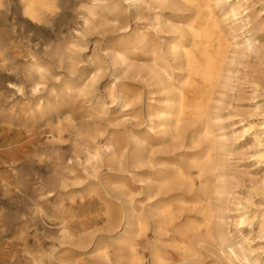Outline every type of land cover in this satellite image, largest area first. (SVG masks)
Listing matches in <instances>:
<instances>
[{
	"label": "bare ground",
	"instance_id": "1",
	"mask_svg": "<svg viewBox=\"0 0 264 264\" xmlns=\"http://www.w3.org/2000/svg\"><path fill=\"white\" fill-rule=\"evenodd\" d=\"M66 8L64 0H0V128L28 133L0 149L9 155L5 163L15 174L27 162L37 165L33 191L40 209L34 219L45 230L46 223L55 225L60 247L71 246L42 254L35 264H264L242 232L258 218L264 238V211L251 218L246 203L252 201L251 192L264 195V177L245 202L233 195L230 135L211 105L217 92L235 84L233 66L240 55L258 51L256 38L245 33L242 46L229 24L234 18L244 27L249 19L238 7L225 8L223 0H154L150 26L158 38L162 33L169 36L161 43L142 32L116 54L119 67L145 74L165 93L162 106L148 104L147 109L149 129H159L160 141L167 136L182 142L194 127L191 141L203 153L185 169L157 157L133 129H118L128 121L112 114L117 107L136 117L139 97L126 81L110 84L103 96L97 88L99 74H86L79 67L76 45L56 48L44 38L36 47L21 49L14 38L15 24L52 29ZM80 9L82 24L90 28L103 13H118L120 6L83 0ZM167 9L180 11L177 17L184 20L169 18ZM137 46H146L144 66L128 63L126 52ZM36 129L49 135L41 152L31 155ZM242 129L238 138L251 137L258 149L257 167H263L264 122L247 121ZM130 180L145 196L140 208ZM92 204L100 205L98 212L89 210ZM230 211L237 214L239 234L226 229ZM99 221L105 223L107 241L100 239L101 229L91 230ZM69 250L77 253L71 260L66 258Z\"/></svg>",
	"mask_w": 264,
	"mask_h": 264
},
{
	"label": "rangeland",
	"instance_id": "2",
	"mask_svg": "<svg viewBox=\"0 0 264 264\" xmlns=\"http://www.w3.org/2000/svg\"><path fill=\"white\" fill-rule=\"evenodd\" d=\"M64 1L68 8L64 9L52 29L38 30L33 25L15 24L14 38L21 49L30 44L36 47L37 43L44 38H50L53 47L56 48L76 45L79 67L85 69L86 74L89 72L99 74L97 88L101 95L106 94V89L110 84L126 81L132 93L139 97L134 106L136 117L130 114L124 115L118 107L117 111L112 113L128 121L126 125L119 127L116 125L118 129H125V127L133 129L140 137L146 138L149 149L156 151L157 157L185 169L190 168L191 160L203 153L201 147L191 141L194 127L188 130L182 142L174 143L167 136L160 141L157 133L159 129H149L147 109L148 104L162 106L165 93L158 86L151 85L152 81L145 74L142 76L131 74L127 65L119 67L116 62L117 52L126 49L128 40H133L134 36L142 32L148 31L153 41L159 40L161 43L164 42L165 37L169 36V34L162 33L158 38L150 26L155 13L154 0H146L147 3L142 5L133 3L132 0H106L117 3L120 11L111 14L103 13L90 28L82 24L80 4L83 0ZM223 5L227 9L238 7L239 14L250 21V24L244 27L241 26V21H234V18H231L229 22L232 25L231 31L240 44L243 46L245 33H247L256 38L258 48V51L240 55L239 62L233 66L235 84L232 88H227L222 92L224 94L217 92L211 102L212 107H216L215 110L221 113L224 130L230 135L229 142L233 151L227 157L228 177L234 186L232 193L245 202L250 195L251 188L259 185L264 177V166L257 167L258 149L254 146L251 137L238 138L243 130V124L247 121H253L256 124L264 122V0H223ZM166 14L169 18L174 17V20L176 18L184 20L177 17L182 16L180 11L167 9ZM1 30H4L2 25H0ZM145 47L137 46L134 51H127L126 53L131 58L128 63L137 66L146 65L148 52L145 51ZM59 70L61 73L59 76L63 77L64 69ZM125 112L127 113L128 110ZM33 132L35 141L29 146L31 155L41 152L40 147L49 135L43 129H36ZM27 135L26 131L18 133L17 129L10 131L2 127L0 128V145H5L17 138L23 140ZM172 153L175 156H172ZM9 158V155L0 149V264H35L42 254L51 255L62 249H70V245L60 247L55 225L46 223L49 229L45 230L43 225H39L34 219L38 217L40 209L36 204L37 199L33 191L37 165L27 162L19 173L15 174L5 163ZM146 171L147 168L144 167L143 172ZM43 175H48V172L43 171ZM130 184L135 206L140 208L145 196L140 186L133 180H130ZM250 196L252 201L246 203L249 214L253 218L264 211V195L261 192H251ZM99 209L98 204H92L89 208L93 212H98ZM236 218L237 214L234 211L228 212L226 229L239 234L235 225ZM253 221L255 223L245 225L242 232L249 236L252 249L264 262V238L259 232L258 218H254ZM104 226L105 223L99 221L93 224L91 230L101 229L98 235L100 239L107 241L109 237L103 230ZM138 240V248L142 254L145 238L141 236ZM66 254L67 259L77 255L74 250H69Z\"/></svg>",
	"mask_w": 264,
	"mask_h": 264
}]
</instances>
